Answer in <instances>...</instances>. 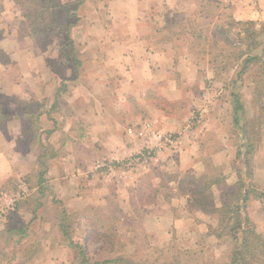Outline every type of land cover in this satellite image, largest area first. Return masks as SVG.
<instances>
[{"label": "rangeland", "instance_id": "obj_1", "mask_svg": "<svg viewBox=\"0 0 264 264\" xmlns=\"http://www.w3.org/2000/svg\"><path fill=\"white\" fill-rule=\"evenodd\" d=\"M213 4V2L207 3L206 0H188L183 6L186 11L184 14L192 15L183 18V20L187 19L184 25H188L187 27L190 28L188 34L192 35L186 36L191 39L189 44L184 42L177 45L178 56L186 60L191 56L194 59L203 60L207 56L209 59H214L220 55L221 58L217 61V72L224 76L226 73L222 66L230 63L227 73L232 75L236 70L232 69V60L230 62L222 60L226 55L223 48L228 47V44L236 47H241L242 44L237 39L235 29H230L224 34L220 26L205 28V25L209 23L206 18L216 17V14L226 7H224L226 3L219 2L221 7L218 4L213 6ZM215 5L219 7L216 8L217 10ZM15 8L17 9L16 14L19 15L16 19L0 21V31L2 27L4 28L2 30L4 33H0V106L6 108L7 116H13L14 113L19 119H15L17 125L11 124L8 127L10 132H13L14 127L19 128L22 123L21 126L26 128L24 131L30 134L28 130L32 121L29 116L30 91L34 89L35 83L32 86L30 80V57L22 56V60L15 59L14 50L16 42L30 37L28 33L30 22L23 15L35 11V8L31 3L24 5L16 3ZM116 11L115 0L110 6L106 5L104 0H56L57 24L48 31L47 40L44 35H38L37 45H35L41 53L39 60L37 59L41 61L40 68L43 67L44 70L42 73L38 69V74L43 75L41 78L45 76L47 63L54 75L53 80H48V83L53 84L54 89L61 92L63 86L60 81L64 78L68 80L69 75L66 74L71 73L73 67L69 71L67 65L76 64L75 55L79 60L81 59L78 70L83 69L86 73H92L94 68L91 64H87L86 67L82 64L84 60L87 63L88 58L91 57L89 50L85 52L82 44L88 46L93 36H89L90 40L85 38L84 35L77 33V27L82 25L106 26L105 21L108 22L107 19L112 13L116 14ZM161 11L163 15L169 13L167 7L165 10L162 8ZM45 20L41 29L49 25L51 21L53 22L51 16H46ZM221 23L223 22L219 25ZM70 24L73 26L70 28L68 37L66 28ZM72 37L77 41V47L74 46ZM188 46H190L189 49ZM72 48L75 50L74 56L71 55ZM205 66L204 60L199 66V80L202 82L197 81L191 85L188 82L184 83L181 99H175L173 103H170L167 98L163 100V97L155 99L162 110L171 113L177 120L176 130L170 132L179 137L180 143L176 149L167 148L162 151L158 156L159 161L149 162L146 168H137L133 171L114 175L102 171L100 174L95 169L98 162L91 161L94 160L91 150L78 160L85 174L79 172V180L75 179L78 175L77 171H72L69 177L67 175L64 177L63 181L67 184L64 196L55 193L51 183L47 184L45 196H41L36 190L38 184L36 175H25L19 178L20 180L18 178L0 179V264H26L34 250L43 251V248H49L50 244L58 249L66 248L67 242L63 241V238L60 240L62 234L57 226L61 221L69 225V234L81 244L92 263L123 256L130 258L135 264H216L225 253L226 246L216 244L213 239L200 237L201 232L198 227L197 231L196 226H185L181 221L185 218H192L194 222L205 221L213 228L218 224L217 216L205 215L197 209L189 210V185L193 179L196 183H202L205 177L221 176L220 184L212 188L215 204L220 208L222 193L231 194L236 189L238 171L245 172L244 159H237L236 153L240 147L243 152L246 149L241 146L244 142L241 132L232 125L231 107L229 104L225 105L229 101L228 96L222 94L216 98L222 108H211L210 100L214 97L209 98L201 90V86L205 85L206 81L203 79L207 72ZM180 68L184 69L183 66ZM191 68L187 64L185 74L190 73ZM73 85L74 83L71 82L64 86L67 88ZM44 86L41 87L43 90L46 89ZM37 88L40 90V86ZM40 102L38 100L33 104L40 107ZM245 105L247 116L255 117L256 112L251 100ZM206 106L211 109L208 114L204 112V118L198 122L194 116L200 113L199 109L205 111ZM207 115H211L209 119ZM74 123H76L75 120ZM37 131L39 132V129ZM56 137L54 140H57ZM23 140L27 146L30 142L29 135H25ZM58 140L61 139L58 137ZM20 148L26 149L24 145ZM182 150H184V158L180 159ZM186 150H188L187 153ZM194 151L195 155H193ZM196 155L199 157L197 159L202 160L200 163L193 161ZM252 157L254 182L251 186L259 192H264V126L262 142ZM10 159L12 162V158ZM11 166L14 167L13 162ZM189 180H191L190 184ZM179 184L186 185L185 194H182ZM21 186L26 189L27 196L15 202V195L22 189ZM192 187L196 186H191L190 189ZM61 197H64L65 201ZM223 200L228 199L223 198ZM252 203L253 201L249 207ZM256 203V208H251V210L257 221V232L264 235V210L260 202ZM14 205L16 207L12 210ZM65 210L66 213L63 214L62 211L65 212ZM151 215L156 218L155 221H151L153 219ZM174 216L177 217L175 219L177 221L171 224ZM158 220L165 223V234L173 239L169 246H166L169 249L166 253L159 252L161 248L166 247L160 246L156 234L153 235L156 228L158 229ZM190 229L198 234V247L193 250L188 249L189 241L186 243L184 240V236L189 233ZM38 236H45L48 243L38 241ZM17 251L28 252V254L20 255L19 253L20 256H18Z\"/></svg>", "mask_w": 264, "mask_h": 264}, {"label": "crops", "instance_id": "obj_2", "mask_svg": "<svg viewBox=\"0 0 264 264\" xmlns=\"http://www.w3.org/2000/svg\"><path fill=\"white\" fill-rule=\"evenodd\" d=\"M112 1L114 0H104L109 6ZM1 2L3 11L0 13V21L5 22L19 16L16 14L15 0H2ZM187 2L188 0H115L116 14L112 13L107 19L108 22L105 21L106 26L82 25L77 27V33L84 35L85 38L90 40L89 36H93L88 46L82 44L84 51L89 50L91 53L89 61L86 63L84 60L82 64L84 67L91 64L94 69L92 73H86L83 69V73L82 70L75 73V65L68 64L69 71L72 67L73 71L66 74L69 75L68 80L64 78L60 82L63 86L71 82L74 85L67 88L64 86L61 92L55 90L53 84L48 83V80H53L54 75L47 63L44 78H41L43 75L38 74L39 70L44 72L43 67L40 68L41 61H38L41 53L38 52L31 37H25L16 42L14 58L30 57V80L32 86L35 83L34 89L30 91L29 116L32 121L28 129L30 134L24 131L26 128L21 126L22 123L19 128L14 127L13 132L9 131L8 127L11 124L17 125L15 119L18 118L13 112V116H7L3 122H0V179H19L25 175L38 176L39 159L46 155L48 167L45 176L46 184L51 183L54 192L64 196L65 188H67V184L63 181L64 177L66 175L69 177L72 171H77L78 175L75 179L79 180V172L85 174V170L80 168L78 161L82 155L92 150L94 160L91 161L101 162L107 159L122 161L147 147L154 146L157 143L154 137L143 135L139 130L145 120L155 122L156 128L163 131L176 130L175 126L178 123L171 113L162 110L155 99L167 98L170 103L175 102V99H181L184 83L188 82L191 85L197 81L202 82L199 80V66L204 60L206 64L204 68L207 72L203 78L206 80L205 85L201 86V90L209 98L214 97L210 100L211 108H222L216 98L222 94L228 95V91L215 75L213 59H209L208 56L203 60L194 59L192 56L187 57V60L181 58L178 56L177 45L184 42L189 44L191 39L184 36L167 39L171 30L180 34L187 33V35L190 32L189 27H184V29L182 27L177 31V26L184 22L183 18L192 16L184 14L186 11L183 6ZM217 2L219 6V2L226 3L224 5L226 7L221 9L216 17L207 20L209 23L206 22L205 28L220 26L222 30V26L230 20L257 23L264 21V0H217ZM166 7L169 13L163 15L161 10L162 8L165 10ZM220 22L223 23L219 25ZM3 29L2 27L1 31ZM6 32L8 33L7 30ZM77 44L74 39V46L77 47ZM187 64L192 68L190 73L185 74ZM181 66L184 69H181ZM252 74L250 72L243 75L240 85L245 104L252 99L256 87ZM232 75L226 73L223 76L224 81L228 82ZM75 77L76 80L73 81ZM168 83L172 85L169 86ZM42 85H45V90L41 88ZM39 86L40 90L37 88ZM38 100L41 101L40 107L33 104ZM228 104L230 106V101H227L225 105ZM208 107L206 106L205 110L207 114L211 109ZM1 111L7 115L6 108H2ZM210 116L207 115V119ZM108 118L110 120H107ZM74 120L76 123L73 124ZM130 128L135 131V135H128ZM25 135H29L30 140L27 146L23 140ZM55 137L57 140H54ZM21 145H24L26 149H21ZM47 151H51V155H48ZM195 154L194 151L193 155ZM200 154L202 156V153ZM183 155L184 150H182L180 159L184 158ZM10 158H12L14 167L11 166ZM197 158L199 157L196 155L193 161L200 163L202 160ZM146 166L138 169L146 168ZM36 187L38 190V186ZM61 198L65 201L64 197ZM256 202L253 201L251 207L248 208L250 218L255 224L257 221L251 208H256ZM175 219L177 217L174 216L171 224L177 221ZM155 220L154 217L151 219V221ZM181 221L185 226H196L197 231L198 227L201 232L200 237L217 242L214 236L209 235L210 226L205 221L194 222L192 218H185ZM157 224L158 229L156 228L153 235L156 234L160 246H169L173 239L165 234V223L158 220ZM192 231L190 229L189 233L184 236L186 243L189 241V250L198 247V234ZM165 236L168 237L165 238ZM37 239L48 243L45 236H38ZM224 252L216 264H228V249L226 248ZM19 253L20 255L28 254V252L17 251L18 256H20ZM74 258L75 253L68 246L58 249L50 244V247L43 248V251L34 250L26 264H76Z\"/></svg>", "mask_w": 264, "mask_h": 264}, {"label": "trees", "instance_id": "obj_3", "mask_svg": "<svg viewBox=\"0 0 264 264\" xmlns=\"http://www.w3.org/2000/svg\"><path fill=\"white\" fill-rule=\"evenodd\" d=\"M1 1L2 0H0V2ZM206 1L207 3L213 2L214 4H218L217 0ZM15 3L20 5L31 3L34 5L35 11L23 15V17L30 22L28 25V28L30 29L28 30V33L35 45H37L36 40L38 39V35H44L47 40L49 38L47 35L48 31L57 24L56 20L58 17L56 13V0H15ZM216 8L218 9L217 5H215V9ZM2 11L3 6L0 3V13ZM46 16H51L53 22L51 21L49 25H45V27L41 29L45 24L44 21H46ZM208 19H211V17L206 18V20ZM183 21L184 22L177 26V31L182 27L184 29V27L186 28L188 26L184 25L186 21ZM72 26L73 25L70 24L66 28L68 37L70 36V28ZM230 29L236 30L237 39L240 40L242 46L236 47L232 44H228V47L223 48L225 52L224 54L226 55L222 60H226L227 62L232 60V69L236 71L228 82L224 81L223 75H219L217 72V61L218 58H221L219 55L213 59L215 62L214 72L218 79L223 82V85H225L224 88L228 91L227 96L230 101L232 125L234 128H237L243 136L242 139L244 142L241 146H243L246 151L243 152L241 147L238 148L236 158L244 159L245 172L238 171L236 189L231 194L222 193V205L220 208L215 204L212 188L220 184L221 176L205 177V179H202V183H196L194 179L192 181L189 180V184L191 181V185H189L190 188L194 185L196 187L188 189L190 193L188 208L190 211L197 209L205 215L218 217L217 226L215 228L212 226L209 227V235L214 236L217 239L216 244L225 245L228 249V264H264V235L257 232L256 224L251 220L248 211L249 205L252 201L260 202L262 209L264 210V192H259L251 186L252 182H254L252 156L262 142V130L264 126V21L257 23L253 21L236 22L230 20L226 25L222 26V32L226 34ZM171 31L170 37L167 39H172L173 37L176 38L178 36H187V33L180 34L174 30ZM0 33H2V31H0ZM74 54L75 50L72 48L71 55L74 56ZM74 61L76 62L74 71L75 73H78L79 60L76 55ZM221 63H224V61H221ZM228 64L230 63H226L222 66L225 73L229 71L230 66ZM254 68H256V70ZM250 72L253 73L252 76L255 79L256 84L251 99L256 112L255 117L253 118L247 116L245 102L240 92L243 75ZM75 80L76 77L73 81ZM62 88L64 89L65 87L63 86ZM2 108H4V106H0V122H3V119L7 118V115L4 114L5 112L2 113ZM50 153L52 152L47 151L48 155H51ZM39 168L37 184L38 192L41 196H45V189L48 188L45 178L48 172L46 155L39 159ZM179 185L182 194H185L186 185ZM223 198H227L228 200L224 201L225 199L223 200ZM59 204L62 205L61 202H59ZM62 213H66V210L65 212L62 211ZM57 226L59 231H61L62 238L64 239L63 241H66L67 246L74 251V260L76 264H135L130 258L123 256L114 257V259H107L103 262L96 261L92 263L89 255H87L82 249L81 244L75 241L69 234V225L64 221H61ZM166 251H169L167 247L163 249L161 248L159 252L166 253Z\"/></svg>", "mask_w": 264, "mask_h": 264}, {"label": "built area", "instance_id": "obj_4", "mask_svg": "<svg viewBox=\"0 0 264 264\" xmlns=\"http://www.w3.org/2000/svg\"><path fill=\"white\" fill-rule=\"evenodd\" d=\"M200 113L194 116V119L198 122L204 118V112L199 109ZM139 130L143 135H151L157 141L154 146L147 147L143 149L141 152L133 154L130 157L122 161H118L115 159H107L101 162H98L95 165V169L98 173L102 174V171H105L109 175H114L121 172L133 171L139 167L146 166L149 162L159 161L158 156L162 153V151L167 148L176 149L179 146V137L176 134L170 131H163L161 129L156 128V123L151 120H145ZM128 135H135V131L130 128L128 129ZM22 189L15 195V202L19 200H23L27 196L26 189L21 187ZM16 205L13 206L12 210Z\"/></svg>", "mask_w": 264, "mask_h": 264}]
</instances>
